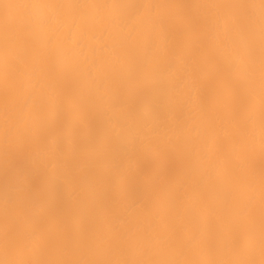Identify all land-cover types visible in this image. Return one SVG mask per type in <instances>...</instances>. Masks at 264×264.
<instances>
[{
  "label": "bare ground",
  "instance_id": "1",
  "mask_svg": "<svg viewBox=\"0 0 264 264\" xmlns=\"http://www.w3.org/2000/svg\"><path fill=\"white\" fill-rule=\"evenodd\" d=\"M0 264H264V0H0Z\"/></svg>",
  "mask_w": 264,
  "mask_h": 264
}]
</instances>
